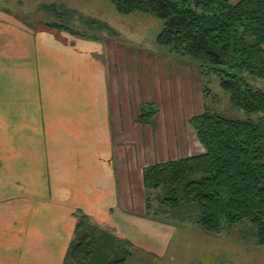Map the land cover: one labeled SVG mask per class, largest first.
<instances>
[{
	"label": "crops",
	"instance_id": "0c3cea01",
	"mask_svg": "<svg viewBox=\"0 0 264 264\" xmlns=\"http://www.w3.org/2000/svg\"><path fill=\"white\" fill-rule=\"evenodd\" d=\"M59 4L0 0V264H63L78 209L133 242L125 264H162L176 227L147 215L143 169L168 153L116 145L138 135L142 101L157 93L144 80L143 96L140 75L134 93L125 46L51 20Z\"/></svg>",
	"mask_w": 264,
	"mask_h": 264
},
{
	"label": "trees",
	"instance_id": "16d2710c",
	"mask_svg": "<svg viewBox=\"0 0 264 264\" xmlns=\"http://www.w3.org/2000/svg\"><path fill=\"white\" fill-rule=\"evenodd\" d=\"M110 1L121 14L143 11L161 19L160 45L226 67L220 83L232 102L249 113H264V89L244 74L264 78V0ZM152 114L142 111L141 117ZM190 124L205 150L144 169L147 215L156 220L159 214L177 215L215 234L224 217L230 226L247 219L264 245V117L235 119L206 107ZM75 213L63 264H125L133 242L93 223L83 211Z\"/></svg>",
	"mask_w": 264,
	"mask_h": 264
},
{
	"label": "rangeland",
	"instance_id": "374dc122",
	"mask_svg": "<svg viewBox=\"0 0 264 264\" xmlns=\"http://www.w3.org/2000/svg\"><path fill=\"white\" fill-rule=\"evenodd\" d=\"M60 1L67 3L60 5ZM57 2L60 15H50L51 20L56 18L63 23L60 25L77 34L99 37L104 34L109 43L125 46L126 77L134 79L136 76L139 80L141 76L142 82L147 80L151 86L149 93H157L155 100L142 101L137 113V121L142 126L141 131L135 133L138 135L118 138L116 143L125 146L126 150H142L141 159L146 151L149 160L156 145L159 152L168 153V160L170 156H173L171 159L181 158L183 153L176 152L192 149L193 145L198 147V152H204L190 119L193 114L205 111L206 107L235 119L258 121L264 117V113H249L232 102L230 93L220 83L221 73L226 67L214 68L160 45L157 36L163 28L161 19L143 11L121 14L110 0ZM43 13L46 15L47 11ZM118 40L120 44H117ZM244 74L251 84L264 89V78ZM146 82L141 86L143 96L147 95ZM132 83L136 89L134 93L139 94L140 86L135 79ZM142 111L153 114L150 119L145 120L144 117L143 120ZM159 215V221L176 227L171 239L173 245L162 264H189L188 259L197 257L208 260V263L203 260L201 264H264V245L258 244L257 228L247 219L230 226L224 217L221 232L215 234L191 221L183 222L177 215ZM181 226H189L194 232L184 233L180 230Z\"/></svg>",
	"mask_w": 264,
	"mask_h": 264
}]
</instances>
